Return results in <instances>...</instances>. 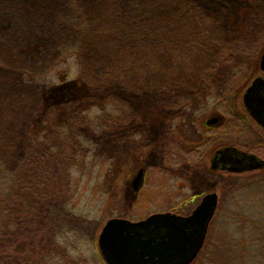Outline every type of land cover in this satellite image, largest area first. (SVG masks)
Returning <instances> with one entry per match:
<instances>
[{"label":"rangeland","instance_id":"1","mask_svg":"<svg viewBox=\"0 0 264 264\" xmlns=\"http://www.w3.org/2000/svg\"><path fill=\"white\" fill-rule=\"evenodd\" d=\"M44 1V3H49L51 8L44 13L43 21H40L39 16L35 24L26 26L28 28L24 31L30 32V30H35L34 28L41 29L42 36H39V39L47 50L52 43L46 40L45 34L53 30L54 18L63 2L61 0ZM75 1L87 14L101 18L99 19L101 23L92 24L93 30L97 31H88L85 36V40L92 38V42H85V40L81 44L78 42L74 54L69 53L72 49H68L65 53L67 57L62 59L64 52L61 54L60 49L54 48L46 54L47 58L42 56L40 61L38 57H35L36 51L26 52L24 56L18 58L6 47L7 45L5 46L0 41V76L15 77L7 83H0V138H5L14 144L10 150L11 157H6L4 144H0V156L7 158V167L10 169L16 167L18 158L24 152V138L26 139L28 129L31 134L40 133L41 140L38 141L37 138L36 141L48 159L56 161L57 151L59 149L64 151L61 160L64 164L66 163V170L64 168L63 172L67 177L65 189L68 193V206L73 213L86 218L88 223L84 224V235L75 231L70 232V228H67L61 238L68 241L71 256L78 259L81 264H106L99 253L97 237L107 219L112 216L137 219L154 210H169L184 201L189 194V188L176 184L180 182L176 178L178 174L176 171V174L163 172L165 169H161V152L157 157L150 153L147 157L145 155L150 163L147 168L146 184L139 192L137 199L131 203L128 202L129 199L123 197L122 187L132 165L135 164L136 140L126 139L124 148L104 141L100 135L95 136L90 142L87 141L84 138L87 132L86 126L97 125L100 121L98 118L103 116L96 106H89L82 114L76 116V124L84 126L81 132L83 136L78 135L76 129L72 128L71 122L62 124L64 119L58 120L55 111L49 113L45 109L41 111L39 117H35L33 112L40 100V90L36 83L56 84L60 82L59 77L63 73L67 78L75 79L79 71H83L82 81L89 82L94 88L101 85L100 90L114 89L120 95L121 100H124L126 111L131 115L139 113V110L144 112L145 109L161 107L168 97L167 93L172 90L190 92L193 88L206 93H204V100L202 99L204 107L217 109L224 113L227 106H232L240 113L245 108L242 101L244 84H248L250 76L260 70L258 66L256 67V62H259L264 50V0ZM115 1L123 4L121 7L123 9L126 6L130 7L128 16L139 12L136 4L141 5L140 2L149 4L150 8L147 10H150V14L155 16L157 21H161L160 18L173 20V31L163 34L162 31L158 32L155 29L150 32V36L144 38L147 41L143 43L145 45H139L142 31H135V34L131 31H113L116 30L113 26H117V23L108 18L111 17ZM9 2H21L30 7L35 1L9 0ZM183 3L188 6H197L208 16L207 24L209 23L210 26L208 31L200 30L198 22L192 21L193 15L185 13ZM145 8L146 6L142 7L143 10ZM248 9L251 10L250 14L258 15L259 24L254 25L250 31H241L242 26L250 22ZM5 13L0 12L1 34L16 31L17 26L22 27L18 22L14 23L11 14H7V11ZM156 24L158 25L157 22ZM26 35L30 39L35 36V31L33 34L26 33ZM8 37L10 45L14 41V36L9 35ZM93 37L97 40L94 41ZM149 37L150 40L158 42V49H155L157 46L153 45L155 41L152 45L151 42L148 44ZM15 40L17 43L20 41ZM22 65L28 66L34 72L30 75L33 77V84L25 82L20 77V72L14 70V67ZM105 73L109 75L103 76ZM111 105L105 104L112 108ZM36 118L43 119L44 123L38 126ZM228 119V122L215 131L200 128L197 124L188 126L189 134L192 135L190 138L197 140L199 137L195 132L197 127L200 128L205 140H208V134L212 133L220 135L222 144H243L246 141L244 136L246 132L242 130V124L234 117ZM33 125L36 127L35 130ZM249 128L254 131L255 136L258 134L253 129L255 127ZM95 132L100 134L101 127L99 126ZM216 141L218 142V137ZM166 146L181 145L178 142L177 144L169 142ZM169 158V155L165 156L167 162L172 160ZM154 160L156 163L153 162ZM175 167L176 164L173 165L174 170ZM216 179L219 183L218 189L215 190L217 191L218 211L209 227V231L212 229L211 237H214L220 245L223 233L229 232L238 242L241 235L237 226L240 224L222 213L223 209L228 212L232 209L237 210L238 207L228 199L226 200L225 195L230 192V189L232 190L234 184L237 186L238 182L252 183L256 179H264V170L225 171ZM258 189L261 193L252 190L250 193H240L242 198L250 200L245 206H247L251 220L264 219V186ZM236 200L242 202L240 197ZM189 207H192V202L182 208ZM259 210L261 213L256 214ZM255 230L258 232L257 229ZM252 232L254 233V229ZM254 235H246L251 237L247 243L250 249L247 264H264L263 239L257 234ZM208 249L205 247L204 251L199 253L190 264H216V260H213L216 257L215 253L211 252L208 255L209 253H206ZM259 253L261 255H257ZM52 256L54 258L45 257L47 264H67L66 259H62L63 256L60 253Z\"/></svg>","mask_w":264,"mask_h":264},{"label":"trees","instance_id":"2","mask_svg":"<svg viewBox=\"0 0 264 264\" xmlns=\"http://www.w3.org/2000/svg\"><path fill=\"white\" fill-rule=\"evenodd\" d=\"M34 1L31 5L32 7H27L21 2H9V0L0 2V12L5 13L7 11V14L12 15L14 23L18 22L22 26H17L16 31L12 30L10 33L9 31L0 33V41L5 46L7 45L6 47L18 58L24 56L26 52L36 51L35 57H38L40 61L42 56L47 58L46 54L49 53L50 49L55 48L60 49L61 54L64 52L62 56V59H64L67 57L65 53H67L68 49H72L69 53H75L76 44L84 42L88 31H97L93 30L92 24L95 22L101 23L99 21L101 18H95V16L84 12L75 0H61L63 4L61 3V7L54 18L53 30L45 34L46 40L52 43V46L46 50L39 39V36H42L41 29L34 28L35 30H30V32L24 31L28 28L26 26L35 24L39 16L42 22L44 13L48 11V8L49 10L51 8L49 3H44V0ZM166 1L168 2L169 0ZM140 3L141 5H135L139 12L128 16L130 7L126 6L123 9L121 8L123 4L114 2L111 17L108 18L117 23V26H113L116 27V30L113 31H131L134 34L135 31H142L138 42L141 46H144L145 44L143 43L147 42L144 38L150 36V32L155 31V29L158 32L162 31L163 34H169L173 31V20L160 18L161 21H157V18L150 14V10H147V8H150L149 4ZM143 6H146L145 10L142 9ZM184 9L185 13L193 15L192 21L198 22L200 30H209V23L207 24L208 16L200 8L184 4ZM248 10L250 14L251 10ZM250 17V22L245 23L241 31H250L254 25L259 24L257 14H250ZM34 31L35 36L29 39L26 33L33 34ZM9 35L14 36V41L10 45L8 41ZM120 35L123 36L122 34ZM93 38L94 41L97 40L95 37ZM15 39L20 41L17 43ZM91 39H86L85 42H92ZM153 41L155 40L148 38V44L151 42L152 45ZM153 45L157 46L155 49H158V42L155 41ZM14 70L20 72V77L25 82L33 84V77H30V75L34 72L28 66H16ZM64 74L59 77L60 82L56 84L45 85L44 83H36L40 90V100L33 112L36 115L35 117H39L41 111L46 109L49 113L55 111L58 120L64 119L62 124L71 122L72 125L76 124V116L78 114H82L89 106H96L103 114V116L101 115L98 118L100 121L97 123L103 125L105 124L104 116L108 113L107 109L109 108L105 104L111 105L112 103V108L122 107L120 95L114 89L106 88L105 90H100L101 85L94 88L89 82L82 81L81 79L84 78L83 71H79L75 79L67 78ZM106 75L109 74L105 73L103 76ZM14 78L0 76V83H7ZM97 84H100V82H97ZM113 118L114 122L118 119V117ZM35 120H37L38 126L44 123L43 119L36 118ZM29 126H32V124H29ZM40 137V133L31 134L30 129L27 130L26 139L24 138V152L18 158L16 167L12 169L7 167L6 157L10 156V150H12L14 144L5 138H0V144H4L3 148L6 152V157L0 156V264H47L45 257L54 258L52 255L55 253H60L63 256L62 259H66L67 264L68 262L69 264H81L78 259L71 256L68 249L69 243L67 240H62V238L67 228H70V232L75 231L84 235L83 227L88 222L86 218L73 213L68 206V193L67 189H65L67 177L66 173L63 172L64 168L66 170V163L64 164L61 160L64 151L61 149L57 151L56 161L48 159L44 155V150L37 143L41 140ZM37 138L38 141H36ZM235 186L236 184L233 185L232 190L230 189V192L225 197L226 200L228 199L234 205L236 204L238 208L228 212L223 209L222 213L240 224L237 226L241 235L240 241L238 240L237 242L231 233L224 232L222 235L223 239L220 240V245H218L214 237H211L212 229L210 231L208 229L207 242L200 250V253H202L206 247V249L209 248L206 252L209 253L208 255L211 252L215 253L216 257L213 260H216V264H247L250 256V249L247 247L248 239L251 238L249 236L257 234L263 239L264 243V219L251 220V216L247 212V206H245L250 200L240 196V193L245 194L243 192L250 193L253 188L257 189H253V192L261 193L258 188L261 186L263 188L264 179H256L252 183L238 182L236 188ZM237 197H240L242 202L237 201ZM217 211L218 209H216L215 215ZM260 213V210L256 212V214ZM253 229L254 233L252 232ZM213 247L215 248L213 249Z\"/></svg>","mask_w":264,"mask_h":264},{"label":"flooded vegetation","instance_id":"3","mask_svg":"<svg viewBox=\"0 0 264 264\" xmlns=\"http://www.w3.org/2000/svg\"><path fill=\"white\" fill-rule=\"evenodd\" d=\"M257 66L259 67V62H256ZM258 71L256 74L250 76L248 84H244L242 94H244L246 88L255 77L262 76L264 78V71L261 69ZM190 90V92H178L177 89L172 90L167 93L168 97L161 107L145 109L144 112L139 110V113H132L133 115L128 114L124 100H121L122 107H109L107 109L108 113L104 116L105 124L86 126L87 132L84 138L89 142L95 136L100 135V138L104 141L124 148L126 139L129 141L136 140L137 145L135 150L137 151L135 154L137 153V156L134 158L135 164L132 165V169L122 187L123 197L127 200L129 199L128 202L135 201L139 192L146 184L147 168L148 164H150L146 160V157L150 153L157 157L161 152V169H165L163 170L165 174H176L175 171L178 173L176 174V178L180 182L176 184L188 187V196L184 198L183 202L176 204L175 207L169 210H154L152 213L168 211L179 215H187L193 211L207 193H217L215 190L218 189L219 183L216 178L222 172L229 171L228 168L240 170L243 167L253 165L259 160L264 161V124L255 121L246 108L240 113L232 106H227L224 113L217 109L206 108L203 103L205 92H200L197 88ZM112 116L118 117V119L114 122ZM231 117H234L235 120H238L242 124V130L246 132L244 136L247 143L222 144L220 135L212 133H209L208 140H205L200 131L201 127L215 131L222 124L228 122V118ZM196 124L200 126L199 129L196 127L195 130L199 137L197 140H194L190 138L192 135L189 134L188 126ZM71 126L76 129L78 135L83 136L81 134L83 125ZM99 126L102 129L100 134L97 133L98 131L95 132ZM249 127H255L253 129L258 134L255 136L254 131L250 130ZM135 135H137L136 138ZM217 137L218 142L216 141ZM169 142L174 144L178 142L181 146L167 147L166 144ZM168 155L174 162L170 158L169 160L171 161L167 162L165 160V156L168 157ZM144 157L145 159L141 160ZM153 162L156 163L155 160ZM174 164H176L175 170L173 168ZM253 170H264V165L261 168L233 172ZM191 202L192 207L187 209L182 208ZM148 215L131 220L142 219ZM214 216L215 212L212 218Z\"/></svg>","mask_w":264,"mask_h":264},{"label":"water","instance_id":"4","mask_svg":"<svg viewBox=\"0 0 264 264\" xmlns=\"http://www.w3.org/2000/svg\"><path fill=\"white\" fill-rule=\"evenodd\" d=\"M264 71V50L259 58ZM245 108L264 124V78L255 77L242 96ZM264 161L245 169L261 168ZM229 171H240L228 168ZM217 194L207 193L188 215L155 212L143 219H108L98 235V247L106 264H189L200 250Z\"/></svg>","mask_w":264,"mask_h":264}]
</instances>
